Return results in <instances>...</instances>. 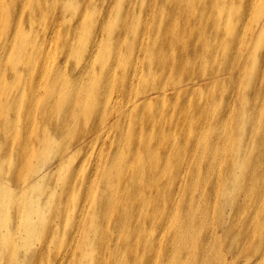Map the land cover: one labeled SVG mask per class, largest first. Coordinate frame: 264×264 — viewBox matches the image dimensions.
I'll return each instance as SVG.
<instances>
[{
  "label": "bare ground",
  "instance_id": "bare-ground-1",
  "mask_svg": "<svg viewBox=\"0 0 264 264\" xmlns=\"http://www.w3.org/2000/svg\"><path fill=\"white\" fill-rule=\"evenodd\" d=\"M0 264H264V0H0Z\"/></svg>",
  "mask_w": 264,
  "mask_h": 264
}]
</instances>
